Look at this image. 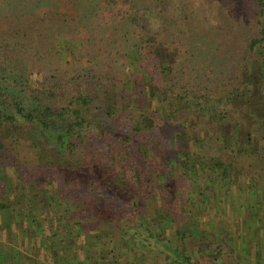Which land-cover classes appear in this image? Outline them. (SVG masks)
Wrapping results in <instances>:
<instances>
[{
    "label": "trees",
    "instance_id": "16d2710c",
    "mask_svg": "<svg viewBox=\"0 0 264 264\" xmlns=\"http://www.w3.org/2000/svg\"><path fill=\"white\" fill-rule=\"evenodd\" d=\"M104 1L112 10L114 23L109 43L124 46L122 54L130 65L128 72L122 71V78L117 75L118 68L113 69V54L104 56L100 61L105 65L97 70L91 68L83 77L64 67L68 53L77 50L80 44L72 43L71 34H65L64 30L73 31L90 13V7L81 5V0H63L62 11L50 9L41 14L38 9L20 12L15 5L20 0H0L3 226L10 233L27 220L40 234L49 225L56 239L71 240L72 260L64 255L63 248L54 251L53 244L48 248L54 252L53 264H113L124 254L122 249L132 247L150 250L155 255L148 243L152 241L165 251L167 262L196 264L186 251L173 247L169 241L165 243L162 232L166 220L161 216L140 220L138 226L144 229L146 239H138L137 235L132 239L119 238L112 228L103 231L88 225L89 210L84 209L87 205L77 203L75 210L70 211L66 201L78 200L76 173L83 169L87 173L97 171L99 175L105 171L116 176L111 180L91 179L85 189L90 198L91 194L102 193L101 185L111 183L123 191L142 194L146 191L153 196L155 186L160 191L165 183L164 169L153 164H161V146L172 141L179 147L173 148V158L177 159H172L166 169L170 174L176 172L190 178L196 189L178 205L182 206V213L189 214L190 222L187 230L177 233L181 242L188 238L201 246L202 252L212 248L202 235L204 216L207 227L210 223L219 224L220 232L231 241L226 226L215 223L209 210L219 211L226 203L220 195L221 186L224 189L246 180L244 183L253 187H264V0H254L258 29L249 30L248 39L235 22L212 25L203 4H197L199 0H152L154 7L150 14L158 27L154 32L141 16L147 14L140 11L145 10L144 0ZM6 9L10 12L5 13ZM130 32L136 37L134 42L127 37ZM238 39L248 40L247 44ZM212 42L230 54L231 73L220 76L205 71L199 77L196 65L201 63L195 58L203 55L195 52L203 44L213 47ZM213 51L217 54L220 49L216 47ZM33 75L40 79L36 86ZM102 115L111 119L119 131L132 135H109L98 121ZM151 134H155V143ZM23 146L35 153L34 160L44 165L49 174L47 182L39 183L21 170L24 165L17 163L16 155ZM48 146H54L56 152ZM206 147L211 148L207 154L195 153L198 148L204 152ZM147 164L150 170L145 175ZM200 174L206 176L201 185ZM260 190L262 195L264 188ZM164 192L162 188L160 193ZM261 195H257L258 207L264 211ZM196 204H199L197 211L189 209L188 206ZM41 210L46 214L42 215ZM81 236L82 245L76 242L74 245L73 240ZM78 247L93 251L84 257ZM17 254L0 251V264H41L32 256Z\"/></svg>",
    "mask_w": 264,
    "mask_h": 264
},
{
    "label": "rangeland",
    "instance_id": "374dc122",
    "mask_svg": "<svg viewBox=\"0 0 264 264\" xmlns=\"http://www.w3.org/2000/svg\"><path fill=\"white\" fill-rule=\"evenodd\" d=\"M62 1L63 0H20V2L17 4L15 3V5L20 12H31L38 9V13L41 14L50 9H59L62 11ZM80 4L88 5V8L90 7V13L88 12L89 14L78 22L77 27L71 29L73 31L64 30L65 34H71L72 43H80L77 50L68 53V62L65 60L63 61L64 67L69 68L74 75L83 77L89 73L91 68L97 70L105 65L103 60L100 61L104 56L113 54V56H111L115 61L113 69L118 68L117 73L119 72V74L117 75L122 78V71L128 72L130 70V65L126 59L124 60V54H122L124 46L119 48L116 44L109 43L108 39L109 36L112 35L114 27L113 17L111 16L112 10L109 4L105 3L104 0H81ZM143 4V8L146 11L143 9H140V11L142 14L147 13L141 15L143 22L144 24L146 23V25L148 23L149 27L154 32L158 27L154 17L150 14L153 12V1L144 0ZM197 4H203L202 8H205L206 14L211 18L212 25L216 26L221 23L230 24L231 22H235L238 24L237 26L242 28V35L245 39L251 37V32H249V30L257 31L258 29L256 23V3L254 0H199ZM147 9L149 11H147ZM7 12H10V10L6 9L5 13ZM130 33L131 36L127 33V37L128 39L130 38V41L134 42L136 37L133 36L132 32ZM238 41L246 45L248 40L238 39ZM212 44L213 47L203 44L200 46V51L195 52L203 55L201 58H195L201 63L200 66L199 64L196 65V69L199 71L197 74L199 77L202 76L200 73H205V71H212L220 76L231 73V69L229 68L230 54H228L226 49H223V46L215 42H212ZM216 47H218L220 51L217 54H213V52H215L213 49ZM182 50L181 52L184 54L185 51ZM219 53L220 55H218ZM97 57L99 59H97ZM67 64L69 66H67ZM151 73L152 72H150V74ZM152 75L157 76L154 72ZM37 80L40 79L37 78V75H33L32 82L34 86H36ZM98 121L104 131H107L109 135L113 137H129L132 135L128 134L127 131H119L117 125H113L111 119L107 118L105 115L98 117ZM150 137L152 143H155L156 140H153L155 134H151ZM48 148L56 152L54 146H48ZM173 148L176 150L179 147H177V145L174 146L172 141L171 143L167 142L163 144V147L161 146V154L163 156L161 164H158V162L153 164L157 165L158 168L161 167L164 169L165 183L162 188L166 194L160 193L162 188H160L159 191L156 186L154 190L155 194L149 196L146 191L143 194L133 190L123 191L115 184L111 183L108 186L101 185L102 193L100 195L91 194L92 196L90 198L86 195L87 192L85 193V189L88 188V182L91 179L100 180V178H107L111 180L116 176L115 174L110 175L105 171L99 175L97 171L93 174L90 172L87 173L86 169H83L81 172L76 173V175H78V181L75 185V189L76 194L79 196L78 200H74V202L71 200H67L68 202L66 201L69 210L74 211L77 203L84 206L87 205L84 209L89 210V214H87L88 216L86 217L89 226L103 231H108L110 230L109 228H112L111 231L119 238L126 236L132 239L133 235H137V238L141 240L146 239L147 236H145L144 229L138 226L141 223L140 220L146 216L150 217L151 220L161 216L166 220L162 232L165 243L169 241L173 247L179 248L181 251H186V254H190L192 258H194L196 264H251L253 261H257L258 256L256 258V255H261L263 257L264 227L261 225L264 221L262 219L264 211L258 207L260 198L257 195H261L260 189L264 187H253L254 185L244 183L246 180L243 182L241 181L239 184H236V186L231 185L224 189L223 186H221L222 191H220V195H222L226 203L222 205L223 207L219 211L216 209L209 210L211 211V219H213L215 223H223V225L226 226V233L227 231L230 232L229 234L231 236L229 239L231 241L228 240L226 234L220 232L221 226L219 224L215 226L213 223H210V227H207L205 225V223H207V217L204 216L205 218L203 217L201 221L202 235H205L207 239L206 243H210L212 248L207 250V252H202L201 246L198 247L197 243L192 242V240L188 238L187 240L185 238L184 241L181 242V237L177 233L187 230L190 226V222L188 220L189 214L182 213L180 211L182 206L178 207V205L185 201L186 198H189L191 193H194L196 189L194 188L193 181H190V178L188 179L186 176L184 177L176 172L170 174V170L166 169V165L171 164L172 159H177L176 156L173 158ZM207 149L210 150L211 148L206 147L204 152L198 148L195 153L207 154ZM17 153V163H22L24 165L21 166V170L27 172L29 177L36 179L39 183L47 182L49 174L44 171L45 168L42 167L44 166L42 163L40 164L37 160H34L36 158L34 152H30L29 149L23 146ZM50 158L53 159L55 156ZM104 162L107 163V161ZM8 170L10 172L12 169L9 168ZM99 170L102 169L99 168ZM149 170L150 167L149 164H147L144 167L145 175L148 174ZM106 171L108 170L106 169ZM8 174L10 175L9 177H14L13 173ZM199 177L201 180H198V184L201 185V181L205 179L206 176L202 174L198 176V178ZM67 179H69L68 176ZM62 180L61 185L64 186V183L66 185L65 176H63ZM262 192V195H264V190ZM196 195L198 194L194 195L195 198ZM163 196L165 198H163ZM4 198H7L6 195H4ZM195 198L194 203L197 201ZM17 199L16 197L14 201ZM211 205H214V203L212 202ZM188 207L195 212L199 204L190 205ZM209 208L208 206L207 210ZM41 212H43L42 215L46 214L45 210H41ZM16 220H18L17 216ZM21 220L22 219L19 221ZM113 220L115 222H113ZM4 222L3 214L0 213V251L2 253L13 252L15 254L16 252L17 254V252H19L20 256L21 254L29 256L30 258L32 256V258L39 261L41 264H53L54 252L51 249H54V251L57 249L58 251L63 248L65 251H63V253H65L64 255L70 257L71 260L73 259V254L70 253L69 247V245L72 244V242H70L71 240L56 239L53 235L54 230L51 231L49 225H47L45 231L42 230L41 235L36 232L31 222L24 220L20 223L19 228L17 227L9 233L6 231L5 226H3ZM14 225H16V222H14ZM212 228L215 229L214 232ZM83 240L84 237L81 236L78 240H73V244L76 245L78 243L80 246ZM148 243L151 245L150 247L156 251L155 255L148 252L150 250L133 247L131 249L125 248L122 249L124 254L113 261V264H118V261L119 264H171L169 261L167 262L165 251L163 252L161 247L157 246L154 241ZM52 244L55 247L48 250ZM190 244V250H187L186 248ZM78 251L80 254H82V251L84 252V255L82 254L81 256L88 257L93 250L89 248H82L80 250L78 247ZM260 252L263 254H260ZM16 256H19V254L15 255V257ZM217 256L218 259H216Z\"/></svg>",
    "mask_w": 264,
    "mask_h": 264
},
{
    "label": "crops",
    "instance_id": "0c3cea01",
    "mask_svg": "<svg viewBox=\"0 0 264 264\" xmlns=\"http://www.w3.org/2000/svg\"><path fill=\"white\" fill-rule=\"evenodd\" d=\"M263 224H264V221H263ZM262 227H264V226H262ZM260 254H263V253L260 252ZM257 256H258V258H257ZM255 257L257 258V261H253L252 262L253 264H264V256L262 257L261 255H256ZM259 257H260V259H259Z\"/></svg>",
    "mask_w": 264,
    "mask_h": 264
}]
</instances>
